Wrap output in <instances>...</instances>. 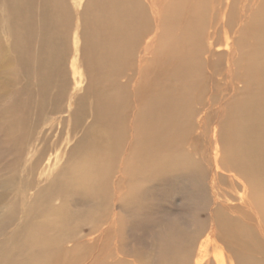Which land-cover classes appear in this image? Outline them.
Segmentation results:
<instances>
[{"label": "rangeland", "instance_id": "1", "mask_svg": "<svg viewBox=\"0 0 264 264\" xmlns=\"http://www.w3.org/2000/svg\"><path fill=\"white\" fill-rule=\"evenodd\" d=\"M16 1L0 0V182L12 177H15L14 181L18 182V178L22 174L24 157L31 159L41 156L43 163L35 166L34 171L38 169L42 173L45 183L49 173L45 168L47 164H50L48 168L50 174L58 175L66 172L68 175L64 174L66 177L63 179L62 186L54 192V196L49 201L53 209L58 208V206L64 207L62 212L66 217V228L50 229L51 231L49 230V233L45 235L69 239L71 241L65 247L74 246L76 243L77 248L74 251L75 255L72 253L73 256L71 255L72 258L70 257L69 261L61 259L53 263L50 260V264H61L63 261L62 264H161L158 247L161 236L169 235L173 230L190 236L192 231L200 226L202 227L201 236L205 239L212 223H216L219 217L233 218L237 216L234 211L240 209L233 194L236 192L243 193L244 187L240 185L238 180L245 181L244 178L234 176V171L229 173L220 169L218 172L216 184L219 191L228 194L232 201H230L229 206L232 209L231 207L223 208L226 206L220 207V204H215L210 197L214 148L217 144L223 152L229 145L234 130H231L232 128L229 126L228 113L246 96V93L243 92V86L246 84L244 74L238 71L239 75L236 76L239 86L237 89H233L227 83L218 84L215 82L209 74L210 71L207 70V67L211 65V68L218 69L219 74H225L224 67L227 60L226 55H219L213 49L210 50L206 41V35L215 28L214 26L219 27L221 24L219 19L223 16L222 12L218 18L212 21L213 0H167L171 9L178 5V2L191 5L193 8L192 15L185 17L179 14L171 24H166L168 20H163V16L157 15L161 19L162 25L157 45L159 43L177 42L178 46V43L183 39L182 42L186 44L184 47L181 46V50H186L188 53L192 52L193 49H196L193 53L206 51L200 59L199 67L202 71V77L186 92L197 98L202 96L201 98L213 103L207 122L204 121L202 124L197 122V116L190 124L186 123L184 114L178 116L177 128L173 133L175 135L177 132L176 140L169 132L168 135H159L161 139L164 135L169 136L168 139H173V141H167L166 150L158 147L157 152L149 151L148 146L140 141V135L146 129V124L152 125L154 123L160 129L169 123L170 104L164 102L162 105L150 108L146 116L148 122L143 124L140 121L143 120L141 115L144 103L148 102L149 98L157 97L160 93L163 94L164 91L170 89V86L180 87L182 85L180 80L165 79L163 75L159 76L162 70L158 67L159 61L168 62L172 53L164 52L158 57L157 55L151 56L152 59H148V62L144 64L142 74L139 75L137 71L140 63L137 61L127 62L126 53L129 45L125 46L121 53L123 56L121 63L109 65L101 60L104 57L102 56L104 50L102 46L95 44L93 52V45L88 44L91 43L89 38L93 34L90 32L92 31L90 16L92 14L96 16L100 13H102L101 16L107 15L106 9L96 4L97 0H80L79 7L73 6L72 0H68V15L66 13V16L63 17L65 18L63 24L53 26L50 30H45L42 26L43 6L41 1L34 0L31 3L33 10L30 12L26 10L24 20L21 22H17L16 17L14 18L17 14L14 12L13 2ZM140 1L142 7L136 9L140 20L135 22L134 29L136 28L141 32L144 30L142 32L144 35L141 38L144 37L149 41L155 36L157 23L150 6L146 3L143 4L142 0ZM258 1H230L231 5L233 4L231 7L233 9L231 10L232 18L230 19L232 22L230 25L227 24L232 37L234 31L238 29L236 24L243 29L240 39L245 36L244 30L250 26L239 24V8L240 10L247 8L246 13L249 18H246V21L249 22L255 12L259 14L264 9V0ZM29 2L31 1L28 0L27 4H30ZM163 2L165 3V0ZM159 5L164 4L160 3ZM223 6L224 3L221 9ZM195 14H199L201 20H197V23L195 22L196 27L191 28L188 26L191 22L188 19L192 20ZM60 15L62 16L61 13ZM185 24L187 26H184ZM57 34L60 35L57 37ZM222 36L216 37L215 48L219 45V40L223 39ZM46 46L47 48H45ZM88 48L90 49L87 53ZM57 52L60 55L55 57ZM205 58H209V63L205 61ZM60 66L64 75L58 70ZM165 66L169 72L171 67L167 64ZM136 68L138 69L136 70ZM96 72L99 76L95 74ZM130 73L134 74L135 78L130 83H125V79H127L128 74L131 75ZM163 80H166L167 83L160 84V81ZM136 82V87H134ZM104 89H108L111 98L120 95V102L109 113L105 111L95 116V111L98 113V109L100 111L101 108L108 110L105 104L98 103V95ZM181 100L186 99L181 98ZM187 106L188 103L186 102L183 107L186 108ZM110 118L113 120V128L118 132L117 141L115 138L118 149L113 150L110 153L111 156L103 155V157L100 154L102 152L94 147L95 135L97 131L108 129L105 120L110 122ZM120 134L121 136H119ZM181 135L183 139H181ZM214 139L217 140L216 143H214ZM31 148L32 152L30 153ZM165 151H169L170 155L173 154L171 156L182 159L185 156V160H191L195 163V166L191 168L193 172L190 174L186 165L188 161L181 159L178 161V167L167 162L164 170L160 171L158 168L152 170L150 165L146 164V166L140 165L137 173H129L130 170L134 169L138 160L137 157L142 156L144 158L145 155L150 156L151 153H157L158 155H156L159 157L165 154ZM59 159L60 161L57 162ZM144 159L153 160V157H145ZM103 162L104 164H101ZM84 163L85 165L92 164V166L90 165L91 168L95 167L94 163L98 165L95 167L98 170L97 174L92 173L90 177L91 181L100 180L101 183V191L97 193L96 197H92L91 193L83 188H81L83 193H80V189L77 190V185H75L76 182L78 187H83L86 183L77 182V176L81 173L76 174L77 169ZM90 167L88 166V169H91ZM71 170L73 173H70ZM54 175L48 181L52 180ZM70 179H73L74 183L68 185ZM12 186L15 187L14 192L16 194L19 195L22 192L19 183ZM35 190L36 188L30 193L34 195ZM122 197L123 200H121ZM89 198L92 199L89 200ZM246 200L247 203L250 202L249 192ZM65 203L67 205H64ZM99 209L101 210L99 211ZM44 221L42 217L32 219V223L35 224L44 223ZM107 228L108 231L101 236V232ZM10 230L6 234H0V242L8 237L7 234ZM220 230L223 228L221 227ZM34 233L41 235L42 231L35 230ZM92 236L95 238L94 246L87 248V240ZM259 240L263 243V249L262 252L260 250V253H256V257L260 258L261 256L263 261L260 264H264L263 236L259 235ZM239 241L237 239L230 241L218 235L209 248L211 264L217 263L215 258L216 256L219 257L221 253L225 264L235 263L237 252L242 251ZM79 244L81 245L78 247ZM33 255L35 257L42 256V258L46 255L53 257L51 254H44L36 249L33 250ZM87 256L91 257L88 258ZM44 262L41 261L40 264L47 263Z\"/></svg>", "mask_w": 264, "mask_h": 264}, {"label": "bare ground", "instance_id": "2", "mask_svg": "<svg viewBox=\"0 0 264 264\" xmlns=\"http://www.w3.org/2000/svg\"><path fill=\"white\" fill-rule=\"evenodd\" d=\"M30 1H31L29 2L30 4H27L28 0H17L16 2H13L14 12L17 14V15L15 14L16 16H14V18L16 17L17 22H21L24 20L25 17L24 12L26 10H28V12H30V10H33L31 3L34 0H30ZM39 1H41L43 6L42 20H41L43 29L50 30L52 29L53 26L62 25L65 20V18L63 17L66 16V13L68 15L67 12L68 0H39ZM142 1L143 4L146 3V5L150 6L152 13L155 15V19L157 23V30L155 32L156 37L154 36L152 40L147 41L144 37L141 38V36L144 35V33H142L144 30L141 32L140 30H136V28L134 29V26L136 25L135 22L137 20H140L139 19L140 17L137 16L138 14L136 10L138 7H142V4H140L141 2L140 0L137 1L136 0H97L96 4H98L99 7H103L104 9H106L105 13H107V15L104 14L101 16L100 14L102 13H100L99 15L96 16L93 14L90 16V22L92 24V31L90 32L93 34L91 35L90 38L88 36V38L90 39L89 41H91V43L88 44L93 45V52H94L95 44H98L99 46L101 45L102 48L104 49L102 51L103 52L102 56L104 57L101 58V60L103 61V63H108L109 65H115L121 63V58L123 59L121 53L125 49V46L129 45L128 51L126 53L127 62L130 63L132 61H137L140 63L139 69L136 68V70L138 69L137 72H139V75L142 74L144 64L148 62V59H152L151 56L157 55L158 57L164 52L172 53V57L169 58L170 60L168 62L162 60L159 61L158 67L162 69L161 71L159 69L161 73L159 76L163 75L165 79L170 78L174 80H180L182 81V85L180 87L170 86V89L164 91L163 94L160 93V95L157 97L154 96L151 99L149 98V101L144 103V108L142 110V115H141L143 120L140 121L143 124L148 122L146 116L150 108L157 105L158 106L162 105L164 102L170 104L171 114L169 115L170 116L169 123L160 129H158L154 123L152 125L146 124L145 127L146 129L144 128L145 130L140 135V139H141L140 141H142L145 145L148 146L147 148L149 149V151L157 152L158 147L164 150L166 148L167 141L169 142L173 141V139L169 140L168 139L169 136L166 137L165 135H168V132L171 136L173 135V133H175V130L177 128L176 121L178 120V116L184 114L186 116L185 119L187 120L186 123L188 124H190L195 118V116H197V122L199 124H202L204 121L208 119L213 103L210 100L206 101L205 99L201 98L202 96L197 98L194 95H191L189 92L188 93L186 92L187 89H189L192 85L198 82L202 77V71L201 68L199 67L201 62L200 59L201 56L206 51L202 50L193 53L196 50L193 49L192 52L190 51V53H188V51L186 50H181V46L184 47L185 46L184 44H186L185 42H182L184 41L183 39L178 43V46L180 45V47L177 46V42L176 43L171 42L170 44L159 43L160 46L156 44L162 30L161 19H159L157 15L163 16V20L164 19L168 20V22L166 21L167 22L166 24H171L177 19V16H179V14L184 15L185 17L187 16L189 17V15H192L193 14L192 6L184 5L181 2H178L179 4L175 6L173 5L174 6L173 9H171L169 8V4L167 0H165V3L163 2V0L162 1L142 0ZM230 1L231 0H213L214 6L212 9V21L218 18L220 16V13L222 12H223V16L221 19H219L221 23L219 27L213 25L215 28H213V30L206 35L208 48L210 50L213 49L215 52L219 53V55L224 54L227 57L226 65L224 67L225 74L224 73L219 74L218 69L211 68V65L207 67V70L210 71L209 74L211 78L214 79L215 82H218V84L227 83V85H229L233 89H237V86H239L237 84L238 80L236 76L238 74V71L241 74H244L243 76L246 77V81H245L246 84L243 86V92L246 93V96L245 97L243 96L244 98L241 99V101L237 103L235 108L230 110V112L228 113L229 118L228 117L227 118L229 119V126L230 128H232L231 130H234V133L230 138L231 140L229 141L230 142L229 145L227 146L226 149H224L223 152L218 148L217 144H216V148H214L213 168L211 167L213 175L211 178L212 180L210 185V190H211L210 197L211 199H213L215 204L219 203L220 207L221 206L222 207L226 206L223 208L231 207L229 206L231 204L230 203L231 200L229 199L228 194L219 191V188L216 184L217 183L216 180L220 169H223L229 173H233L234 171L235 172L233 173L234 176L236 177L239 176V178L242 177L245 180V181L238 180L240 185L244 187L243 193L236 192L233 194V197L237 200L238 208L240 210L234 211L237 213L236 217L233 216H232L233 218H228L226 216L219 217L216 220V223H212L210 227V231L207 233V235L206 236L204 235L206 237L205 239H203V236H201L202 227L200 226L196 227L192 231L190 236L183 234L177 230H173V232L172 233L170 232L169 235L161 236L158 241L161 264H211L209 248L218 235L230 241L236 239L240 240L239 243H241L242 251L240 253L237 252L236 262L235 263L231 262V264H260V262L263 261V258H261V256L260 258L256 257V253L259 252L260 250H261L260 252H262L263 249V243H261V241L259 240V235L263 236L264 238V184H263L264 182V9H263L264 5L262 8L263 9L262 13L257 14L255 12L252 15V18L249 22L246 21V18H249L247 17V13H246L247 8L243 10H240L239 8V14H238L240 21L239 24H243L244 26L250 25L246 30H244L245 36L240 39L241 33H243V29L239 28L237 24L236 27L238 29L234 31L233 37L229 33L230 31L228 24L230 25V23L232 22L230 19L232 18L231 10H233L231 9V7H233L232 6L233 4L231 5ZM72 2H73V6L79 7L80 0H72ZM160 3L164 5L160 6L159 5ZM223 3L224 6L221 9ZM249 10L252 11L251 9ZM60 13L62 14V16L60 15ZM188 20L189 22L191 21L188 24V26L192 28V27H196L197 20H201V18L199 14H195L192 20L191 19ZM184 26L187 25L185 24ZM24 33L27 34V32L25 31ZM59 35L60 34H57V37ZM221 35H223L222 36L223 39L219 40V45L215 48V44L217 42L216 37H219ZM64 38L65 35L63 37V41ZM61 44H64V42H61ZM45 48H47V46ZM89 49L90 48L86 50L87 53ZM181 51H183L184 53ZM76 53L78 54L77 51ZM0 54H1V46H0ZM55 54H56L55 57L57 55H60V53L58 52ZM75 59L77 58L75 57ZM205 61L209 63V58H205ZM211 63H216V62H211ZM166 64L169 65V67H171V69H169V72L166 69L165 66ZM58 70H60L64 75L61 66L60 69ZM95 74H97V72ZM133 78H135L134 74L131 75L128 74L127 79H125V83H130ZM164 83H167V81L166 80L160 81V84H164ZM136 84L137 82L135 83L134 87H136ZM120 97H121L120 95H117L111 98L108 89H104L103 91H101L100 94L98 95V99H99L98 103L105 104L106 107H108V110L107 109L104 110L103 108H101L100 111L98 109V113L97 111H95L96 112L95 116L105 111L109 113L111 109L117 107L116 105L120 102ZM137 98L139 99L138 96ZM181 98H185L187 101L181 100ZM135 101L137 102V100ZM186 102L188 103V106L184 108L183 105ZM118 109L115 110V114L116 111H118ZM100 118L101 117H99V119ZM152 120L153 119H151V121ZM105 121H107L106 123L108 124L107 127L108 129H104L100 132L99 131L96 132L94 147L96 150L102 152V153L99 152L100 154H102V156L104 155L108 157L113 150L118 149V143H116L118 139L117 138L118 132L113 128L114 126H112V122H113L112 119L110 120V122H108V120ZM101 123L103 122L101 121ZM114 133H115V137H114ZM121 134L119 136H121ZM162 134L165 135L161 139L159 135ZM175 135H173L174 140H176ZM181 139H183L182 135H181ZM216 142L217 140L214 139V143ZM32 148L29 150L30 153L32 152ZM164 153L165 154H162L159 157H157L158 155L157 153L154 154L151 153L150 156L145 155V157H150V158L153 157V160L152 159L145 160L144 159L145 157L142 158V156L137 157L138 160L136 161L134 169L130 170L129 173L130 174L137 173L140 165L146 166V164L150 165V169L155 170V168L156 169L158 168L160 171L164 170V168L166 167L165 164L167 162L172 163L171 165L174 164L177 165V167L179 166L178 161H181L182 159L181 157L171 156L173 154L170 155L169 151L168 152L165 151ZM137 156H139V154H137ZM182 160L188 161L187 162L188 164L186 165L191 174V172H193L191 171V168L195 166L194 165L195 163H193L191 160L188 159L185 160V156ZM59 161L60 159L57 160V162ZM42 163L43 161L41 160V156L33 157L31 159L29 157L26 158L24 157L22 161L23 164V168L21 170L22 174L18 178V182L14 181L15 177L0 182V234H6L7 231L11 229L7 234L8 237L0 242V264H40L41 261L43 262L45 261L44 263L47 262L46 264H50V260H52L53 263L61 259L68 260L71 257L72 253L76 251L77 248L76 243L74 246L71 245L65 247V245L71 240L69 239L67 240L66 238H60L56 236L52 237L49 236L48 234L45 235L46 233H49L50 229L55 230L63 227L66 228L65 227L66 217L64 212H62L64 207L58 206V208L55 207L56 209L55 208L53 209L52 206H50L49 201L51 200L50 198L54 196V192H56L59 189V187L62 186L63 179L68 175H66V172L64 173L66 176H64V174L61 173L58 175H54L53 173L50 174V171L48 170L50 164H47L45 168L49 173L46 177L47 182L45 183L42 173L39 172L38 169L34 171V167L39 166ZM101 164H104V162ZM90 165L92 166V164L85 165L84 163L83 166L77 169L76 174L81 173L77 176V182H86V183L83 187H78V184L76 182L75 185H77L78 188L77 190L80 189V193H83V191H81V188H83L88 190V192L91 193L92 197H96L97 193L101 191L100 190L101 183L100 180L91 181L90 177L92 173H95V175L97 174L98 170L95 167H98V165L97 163H94L95 167L93 168H91ZM88 166L91 169H88ZM70 173H73L72 170L70 171ZM53 175L54 178L48 181ZM70 180L71 181L68 183V185L74 183L73 179ZM16 183H19V187L22 189V192L19 195L14 192L15 187L12 186L13 184ZM202 186H204V184H202ZM34 188H36L35 194L32 195L30 192ZM248 192L250 193V202L247 203L246 197ZM90 199L92 198H89V200ZM121 200H123V197L121 198ZM64 205L67 204L65 203ZM258 208H260V210H258ZM101 209H99V211ZM35 217L44 218L45 220L44 223L43 222L37 224L32 223V219H34ZM221 227L223 228V230H220ZM35 230L42 231V234L39 235L40 234L39 233L37 235L36 233H34ZM170 230L172 231V229ZM106 231H108V228L104 229L103 232H101V236H103L106 233ZM70 238L74 239L71 236ZM7 239L9 240L5 242ZM94 242H95V238L93 236L90 237L86 243L87 248L88 247L90 248V246H92ZM81 244H79L78 247ZM34 249L44 254H48V255L51 254V256H53L52 257L53 259L49 256L50 259L49 261H47V259L49 258L47 255L44 256L45 258L43 257L44 259L42 258V256L35 257L33 255ZM73 255H75V253ZM87 257L89 258L91 256H87ZM95 257L97 256L95 255ZM215 261H217V263L215 262L216 264H225V262L223 261L222 253L219 257L216 256ZM65 264H69V263H65Z\"/></svg>", "mask_w": 264, "mask_h": 264}]
</instances>
